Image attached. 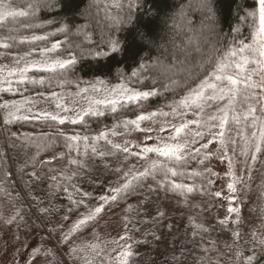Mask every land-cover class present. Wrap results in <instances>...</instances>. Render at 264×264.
Wrapping results in <instances>:
<instances>
[{
    "label": "trees",
    "instance_id": "1",
    "mask_svg": "<svg viewBox=\"0 0 264 264\" xmlns=\"http://www.w3.org/2000/svg\"><path fill=\"white\" fill-rule=\"evenodd\" d=\"M45 2L0 0V7L7 5L10 11L25 13L0 22V42L15 45L0 48V52L21 55L31 51L32 58H42L39 49L51 48L53 43L59 42L57 50L49 56L52 59L75 57V63L53 73L30 72L33 78L43 77L44 84L26 85L27 91L21 88L23 96L19 91L0 93V103L23 97L42 100L52 92L75 90L99 82L119 84L122 80L137 90L155 89L157 95L140 102L142 107L118 105L115 113L103 106L104 116L86 117L83 123L76 125L36 119L5 125L0 110V204H5L15 218L10 226L24 233L33 230L44 264H67L53 240L75 264H120L125 250L131 252L127 264L191 261L192 254H199V239L215 235L213 212L217 205L212 184L195 160L184 154V161L169 163L170 167L182 171L183 176L166 178L159 173L154 178L148 175L117 194L112 190L139 171L134 164H126L128 160L119 149L103 139L92 138L101 131L109 132L123 120L135 119L148 111L168 109L212 70L217 58L236 47L239 41L251 42L253 28L248 14L256 10V0H210L212 13L201 7V0ZM61 28L64 31H60ZM32 35L47 39L20 42ZM8 36H14L15 40H7ZM113 40L119 41L116 51L110 44ZM181 53L187 56H179ZM158 61L174 66L173 70L183 67L188 71L165 75ZM141 64L146 67L140 69ZM133 71L139 75L133 77ZM173 79L178 81L177 85L170 84ZM165 85L170 87L165 88ZM41 92L43 97L38 95ZM33 111L37 112L34 108ZM231 115L227 125L230 135ZM60 132L86 136L89 140L73 142L77 146L69 149ZM116 132L121 134L127 130L117 127ZM26 138L33 143H27ZM35 144L53 146L37 155ZM93 146L96 152L92 151ZM69 159L82 161L84 167L70 164ZM158 160L164 161V158ZM122 162L125 164L119 168ZM194 172L200 175H192ZM66 176L71 179H65ZM169 180L188 185L193 191L181 194V190L171 188ZM148 192H151L149 196ZM113 195L117 196L114 201L101 199ZM261 200L264 203V195ZM210 202L213 204L209 205ZM101 205L103 210L96 219L72 231L78 220ZM118 212L123 216L126 239L124 246L117 249L104 241L99 231L104 221ZM44 228L51 232L52 238ZM260 248L249 264H264V244Z\"/></svg>",
    "mask_w": 264,
    "mask_h": 264
},
{
    "label": "snow or ice",
    "instance_id": "2",
    "mask_svg": "<svg viewBox=\"0 0 264 264\" xmlns=\"http://www.w3.org/2000/svg\"><path fill=\"white\" fill-rule=\"evenodd\" d=\"M256 10L248 14L252 19L253 31L251 33V42L239 41L236 47L228 50L227 53L216 59L214 66L210 72H208L202 79H199L195 87L187 89L185 95L179 100L174 101L172 105L168 107L171 109L170 112L163 110L154 111L151 113H142L137 115L135 119H126L120 122L119 125L114 126L109 132L112 135H116V128L123 127L127 131H145L151 132L154 129L142 128V122L146 120H152L156 116L167 117L171 115L173 118L181 117L185 118L190 113L196 116V119L187 120L184 119L179 125L170 124L169 127L172 129L170 135L164 138H158L157 144L148 146L144 145L140 148L139 152L130 153L134 156H140L141 158L147 159L149 153H155L157 157H163L164 161L152 160L149 167L144 172L138 175H132L131 179L127 180L126 183L121 185L119 188H115L112 191L119 194L122 191L128 190L132 187L133 181H136L142 177L152 175L154 178L156 174L162 173L166 178L183 176L182 171H178L176 167H170L169 163L179 164L185 160L184 152L189 146V141L179 142L181 135H187L191 132L192 140L191 144L199 143L203 140L206 135H211V139L207 143L201 144V148L207 149L209 144L214 141L225 148V156L227 155V145H235L236 139L230 135L231 129L227 127L231 121L236 125L241 123V120L248 122L247 126L253 129L259 127V136L256 135V131L252 132V138L245 137L243 129L239 130L238 135L241 139L245 140L247 145H250L254 150L251 154V160L255 162L258 159V154H264V0H256ZM131 8L132 5L130 4ZM201 7L206 9L209 13L213 12L210 0H201ZM23 16L24 12H13L9 10L7 5L0 7V22H3L7 17ZM247 19V18H246ZM33 27V25H29ZM60 31H64L63 28ZM7 40H15L14 36H8ZM46 36L32 35L30 38L25 37L21 40V43L25 41H43L46 40ZM113 51H116L119 46V41H110ZM15 45L7 42H0V48L9 49ZM59 47V42L53 43L51 48L39 49V54L42 57L39 60L30 59L32 56L31 51L24 52L21 55L13 57V63L11 65H0V93L15 94L18 91H27L26 85H43L45 80L43 77L40 79L33 78L29 75L30 72H47L53 73L57 70H66L70 65L75 63V57L69 59H52L49 54L53 53ZM6 53H0L5 55ZM144 64L140 65V69H144ZM165 72H172V75H177L179 72L188 71L181 67L180 69H174V66H167L160 64ZM203 67V65H201ZM139 73L137 71L132 72L133 77H137ZM190 75V72H189ZM258 77V79H254ZM101 84L103 82H100ZM171 85H177V80H170ZM15 85V86H14ZM170 85H165V88H169ZM93 90L99 91L100 89L93 86ZM81 91H87L82 89ZM110 94L114 97L108 100H90L89 106L86 109H82L80 112H76L74 116H62L60 113H50L47 111L34 112L33 108L36 101L29 97H23L21 100H5L0 103V110L3 112V123L5 125L13 124L18 121H26L29 119L53 121L59 125H64L66 122L76 125L81 124L85 121L86 117H101L105 115V111L98 107L103 105L105 108L110 109L111 112L117 111V106L125 107L128 105L141 106L140 102L148 100L149 97L157 95L155 89L149 91H141L134 88H130L122 80L121 83L113 86L110 89ZM39 96L43 97L44 93H38ZM51 97L55 100L56 108L63 112H70L72 109L65 106L61 101L64 99L59 96L58 93L52 92ZM238 105L243 108L242 112L237 111ZM215 107L216 113L220 115L212 114L208 115L207 121L203 119V115L207 108ZM218 121V123H213ZM190 125H195L196 128H190ZM213 128H219L218 132H212ZM168 129L163 125L159 131L164 132ZM109 132L101 131L98 136L93 137V140H105L108 143L111 141L107 140ZM65 139V147L72 149L77 145L73 142H79L80 140L88 141V137H81L77 135L68 136L64 132L59 133ZM15 135V134H13ZM146 139H152L151 136H147ZM254 140V143H253ZM27 143L31 144L33 141L26 138ZM54 143V142H53ZM53 144H35L37 148V155L41 150L52 147ZM114 148L119 149L124 153L129 152L127 146L121 147L120 145H112ZM92 151L96 152V148L93 146ZM196 156L200 155V149H195ZM103 155V153H101ZM242 155H248V148L242 152ZM211 153H206L200 163L208 159ZM224 157H221L223 159ZM35 160V157L32 158ZM69 163L78 167H84L82 161L77 159H69ZM231 161L229 163L228 175H233ZM210 171V169H205ZM35 175V173H33ZM75 175V173H73ZM125 173V176H128ZM192 175H200V173H192ZM56 179V177H52ZM65 179H71V176H66ZM211 183V181H209ZM171 188L173 190H181V194L185 192L191 193L193 188L181 183H176L169 180ZM234 183H239V178H234ZM234 183H229L228 188L231 191H235ZM67 189H65L66 191ZM219 196L220 193H215ZM71 198V197H70ZM102 200L107 201L108 199L116 200L117 196L112 197H101ZM75 202V201H74ZM82 202V201H81ZM103 210V205L96 207L89 215L83 219H80L73 226L72 231H78L81 226L86 225L89 221L96 219L97 215ZM230 213H238V208L230 207L228 209ZM12 219H15L14 217ZM11 223L12 221H7ZM224 223V221H221ZM238 235V233H237ZM67 239V236L65 237ZM124 239V237H121ZM264 243V241H262ZM95 247V246H93ZM130 248V246H129ZM39 249H34V253L38 252ZM73 252L76 249H72ZM131 255V252L125 250L121 255L120 264H127V257ZM253 257H248L249 262Z\"/></svg>",
    "mask_w": 264,
    "mask_h": 264
},
{
    "label": "rangeland",
    "instance_id": "3",
    "mask_svg": "<svg viewBox=\"0 0 264 264\" xmlns=\"http://www.w3.org/2000/svg\"><path fill=\"white\" fill-rule=\"evenodd\" d=\"M43 1L46 3L45 0ZM182 44L187 45L184 41H182ZM190 45H192V42ZM100 55L104 56L103 53H100ZM15 56L18 55H0V65H11ZM179 56L186 57L187 53H181ZM30 59L39 60L41 58L30 57ZM160 64L166 65L158 61L157 65L160 66ZM160 68L164 71L162 67ZM164 73L165 75L166 73L172 74L171 71H164ZM254 79H258V77H254ZM117 84H101L99 82L93 85L95 88L100 89L99 91L93 90V86H81L75 90L56 91L59 96L64 98L61 102L66 107L72 109L70 112H63L57 109L55 100L51 97V94L42 100L36 99L34 109L37 112L47 111L54 114L59 112L62 116H74L76 112L88 108L90 100H108L114 98L110 94V89ZM82 89H87V91H81ZM98 107L102 108L103 105H99ZM158 110L171 111L170 108ZM237 111L242 112L243 108L238 105ZM214 113L220 115V113H216L215 107L207 108L203 119L207 121L208 115ZM196 118L191 113L185 118H173L171 115L167 117L156 116L152 120H146L141 124L142 128L154 129L151 132L133 130L116 135L108 134L107 138L111 141V145L115 144L129 148L128 153L121 151L123 156L128 160L126 164H131V166L134 164L139 171L138 173H141L149 167L152 160H158L159 157L155 153H149L148 158L144 159L130 153L139 152L140 148L144 145L151 146L157 144L158 138L166 139L172 131L169 127L170 124L179 125L184 119L192 120ZM213 123H218V121H213ZM247 123L243 120H241L239 125L233 123L231 136L236 139V143L235 145H227L226 156L225 148L218 145L215 141L209 144L207 149L201 148V144L207 143L212 138L211 135H206L203 140H200L196 144L190 143L192 140L191 132L187 135H181L179 138V142L181 143L186 140L189 141V146L184 154L193 158L206 180L211 181L214 195L215 193H220L219 196L215 195L216 197L213 195L217 202L213 212L215 235L201 237L198 243L199 254L197 256L192 254L191 261H182V264H249L248 257L255 259L261 250L260 247L264 244L262 243L264 241V203L261 200L264 195V154H258V159L255 162L251 160L254 148L247 145L245 140L241 139L240 135H238V132L243 129L245 137L251 139L254 130L256 131V135L259 136V127L257 126L256 129H253L248 127ZM162 125L168 130L160 132L159 129ZM190 128L195 129L196 126L190 125ZM218 131L219 128L212 129V132ZM147 136H151L152 139H146ZM246 147L248 148V155L244 156L242 152ZM197 148L200 149L199 156H196L195 153V149ZM206 153H211V156L204 160L203 163H200V159ZM221 157L224 158L221 159ZM230 161L233 173L231 176L228 175ZM123 163L125 164V162L119 164V168L124 166ZM205 169H210V171H205ZM234 178H239V183H234ZM229 183H234L235 191L229 190ZM148 190L150 191V189ZM150 194L151 192H148L147 196ZM212 204L213 202L209 203V205ZM230 207L238 208L239 212L230 213L228 211ZM160 215H163V213ZM122 217L121 212L114 214L112 217L110 216L104 221V225L99 231L104 241L112 243V246L116 248L124 246L126 239ZM9 220L12 221L10 210L5 204H0V264H44L40 244L38 239L35 238L33 230L29 229L27 233L20 232L10 226L11 223L7 222ZM221 221H224V223H221ZM44 229L47 235L52 238L51 232L46 228ZM121 237H124V239H121ZM53 242L54 247L67 264H75L70 255L67 252L65 253L54 240ZM34 249H39V251L34 253Z\"/></svg>",
    "mask_w": 264,
    "mask_h": 264
}]
</instances>
